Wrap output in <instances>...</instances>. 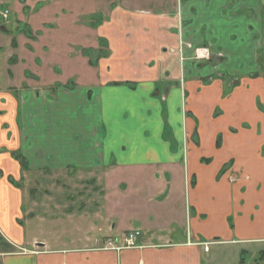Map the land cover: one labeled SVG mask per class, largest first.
<instances>
[{"label": "crops", "instance_id": "crops-1", "mask_svg": "<svg viewBox=\"0 0 264 264\" xmlns=\"http://www.w3.org/2000/svg\"><path fill=\"white\" fill-rule=\"evenodd\" d=\"M31 1L0 27V264H264V0ZM40 170L100 175L95 216L28 235Z\"/></svg>", "mask_w": 264, "mask_h": 264}, {"label": "rangeland", "instance_id": "rangeland-1", "mask_svg": "<svg viewBox=\"0 0 264 264\" xmlns=\"http://www.w3.org/2000/svg\"><path fill=\"white\" fill-rule=\"evenodd\" d=\"M3 1L5 2V5H2V1L0 2V27L28 26L27 20L23 17L28 18L30 16V9L33 7L35 2L31 0L27 2L26 0ZM6 10L8 11L7 17L4 15ZM32 18L33 25L38 27L47 17L35 15ZM240 36L241 34L239 33L238 38L233 39L234 45L246 41L247 37L242 39ZM251 56H253L252 49L249 51L247 56L241 59V61L246 63L241 64L242 66L240 68L243 69L244 67L247 68L252 65ZM253 66H255V68L257 67L255 62ZM236 82H238V79L234 77L231 79L230 83L234 85ZM73 102V116L70 127L76 132H80V130L85 129V127L88 129V127L92 126L94 122L90 117H87V114H85L86 110L81 108V101L77 99ZM81 135L83 136L82 133L80 136ZM95 175L96 173L93 171L86 172L79 170L73 171L72 173H50L43 170L33 173H24L21 181L19 182H21L25 193V207L27 206L26 211H30V218L41 217L43 218V222H45L43 224H30L26 220L25 226L28 235L31 237L34 235H40L45 240L51 239V236L54 235V230L52 229L53 227L48 224V220L52 216H57V218L63 219L66 216L75 215L71 224H61L59 227L68 231H74L77 226H80L79 222L81 220L88 222L89 216H95V201H100L102 203L100 191L103 187V184H101L103 183L101 181V176ZM142 199L143 198L138 200L141 202L143 201ZM141 203L145 206V210L146 208H149L148 206L146 207L145 201ZM80 216H85V219ZM166 232L168 233L169 230H166ZM43 239L38 242L44 243L43 241L45 240ZM1 243L2 240L0 238V244ZM210 248L212 249L211 253L213 254L219 249L218 246H212Z\"/></svg>", "mask_w": 264, "mask_h": 264}, {"label": "built area", "instance_id": "built-area-1", "mask_svg": "<svg viewBox=\"0 0 264 264\" xmlns=\"http://www.w3.org/2000/svg\"><path fill=\"white\" fill-rule=\"evenodd\" d=\"M8 11L4 12L5 17H7ZM140 235V231L133 230L126 233L122 239H108L106 242V247L110 249H121V248H135L137 246V237Z\"/></svg>", "mask_w": 264, "mask_h": 264}]
</instances>
